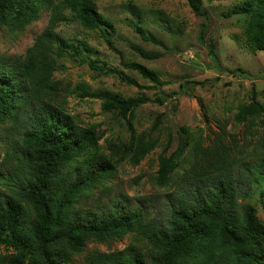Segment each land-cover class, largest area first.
<instances>
[{
  "label": "trees",
  "instance_id": "trees-1",
  "mask_svg": "<svg viewBox=\"0 0 264 264\" xmlns=\"http://www.w3.org/2000/svg\"><path fill=\"white\" fill-rule=\"evenodd\" d=\"M187 1L195 14L208 20L203 0ZM44 9L51 11V17L35 43L17 62L0 59V128L7 137L2 147L5 137L0 129L5 167L0 172V247L6 250L0 253V264H70L89 241L123 240L128 234L139 235L143 246L97 250L87 256V264H264V222L257 208L243 199L235 160L219 145V136L209 149L199 137L192 138L187 155L197 159L193 174L188 176L187 186L176 189L179 198L169 200L165 223L118 199L86 210L77 208L87 193L114 176L117 162L100 151L96 125L79 124L61 101L63 85L55 77L59 60L77 57L89 48L56 29L61 22L76 21L86 30L102 32L108 46L121 53L112 40L114 24L99 11L96 0H0V28L22 32ZM133 12L138 15L130 22L134 30L145 41L155 42L141 25V16ZM226 16H235L242 25L252 52H264V0H239ZM206 28L205 23L202 32ZM210 47L216 59L214 45ZM133 48L145 59L157 56ZM122 63L162 86L153 69L134 61ZM89 65L144 88L122 69L97 60ZM90 95L101 100L103 110L125 120L131 133L125 147L131 162L138 165L158 142L145 132L137 133L134 112L151 101L163 104L164 99L125 97L107 89ZM263 115L264 105L254 98L240 107L236 120L253 125ZM160 124L157 116L153 129ZM178 154L159 156L156 180L160 185H170L174 181L170 175L187 161ZM260 154L256 162L244 166L246 180L257 184L264 208V149Z\"/></svg>",
  "mask_w": 264,
  "mask_h": 264
},
{
  "label": "rangeland",
  "instance_id": "rangeland-1",
  "mask_svg": "<svg viewBox=\"0 0 264 264\" xmlns=\"http://www.w3.org/2000/svg\"><path fill=\"white\" fill-rule=\"evenodd\" d=\"M96 1L99 11L114 24L112 40L121 54L108 46L102 32L86 30L76 21L61 22L56 29L72 41H83L89 48V51L82 49L77 57L65 56L59 60L55 77L63 85L61 101L79 124L96 125L100 151L117 162L114 176L87 193L77 208L86 210L118 199L132 208L141 207L147 217L165 223L169 200L179 198L176 189L187 186L188 176L193 174L191 168L197 159L194 154L187 155L192 138L199 137L203 147L209 149L219 136V145L235 160L234 171L243 182H240L243 199L257 208L264 222L259 188L246 180L248 170L244 166L261 158L264 115L253 125L236 120L240 107L252 99L264 105V52H252L242 25L235 16H226L239 0H203L207 21L193 12L187 0ZM133 10L141 16V25L155 42L145 41L134 30L130 22L138 15H134ZM50 17L51 11L44 9L40 18L22 32L0 28V59L17 62L43 33ZM205 23L207 28L202 32ZM211 45H214L216 59L210 54ZM133 46L157 56L145 59ZM96 60L98 64L124 70L144 88L129 85L117 75L94 70L89 63ZM122 61H134L153 69L162 86H155L137 71L125 67ZM106 89L125 97L145 95L164 99L163 104L151 101L134 112L137 133L145 132L149 139L158 142L138 165L131 162L125 147L131 136L125 120L103 110L101 100L90 95ZM157 116L161 117V124L155 130L153 124ZM0 129L5 137L1 142L4 147L6 132ZM185 141L189 143L180 151ZM174 151L179 152V158L184 156L183 162L187 161L170 175L174 176L170 185H160L156 180L159 156ZM3 156L4 151L0 154V172H5ZM130 244L143 246L140 236L131 234L123 240L89 241L70 264H87L91 252L120 251ZM5 251L0 247V253Z\"/></svg>",
  "mask_w": 264,
  "mask_h": 264
}]
</instances>
